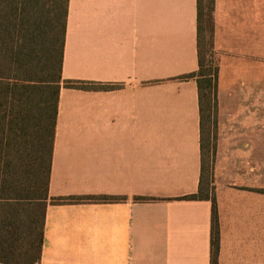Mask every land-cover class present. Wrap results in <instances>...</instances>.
<instances>
[{
    "label": "crops",
    "instance_id": "obj_1",
    "mask_svg": "<svg viewBox=\"0 0 264 264\" xmlns=\"http://www.w3.org/2000/svg\"><path fill=\"white\" fill-rule=\"evenodd\" d=\"M214 18L216 264H264V0ZM198 71V0H69L40 264H213Z\"/></svg>",
    "mask_w": 264,
    "mask_h": 264
},
{
    "label": "trees",
    "instance_id": "obj_2",
    "mask_svg": "<svg viewBox=\"0 0 264 264\" xmlns=\"http://www.w3.org/2000/svg\"><path fill=\"white\" fill-rule=\"evenodd\" d=\"M214 12L215 0H198L199 71L183 78L197 80L203 130L200 191L185 199L213 202L216 264V202L202 196L211 176L206 155L217 148L215 131L212 142L208 128L209 123L217 128L219 111ZM68 15L69 0H0V264L41 262ZM106 200L89 197L59 202Z\"/></svg>",
    "mask_w": 264,
    "mask_h": 264
},
{
    "label": "rangeland",
    "instance_id": "obj_3",
    "mask_svg": "<svg viewBox=\"0 0 264 264\" xmlns=\"http://www.w3.org/2000/svg\"><path fill=\"white\" fill-rule=\"evenodd\" d=\"M217 122H218V120H217ZM208 128L211 129V136H210V134H208V135L210 136V140L212 141V138H214L215 134L217 133V130H216L217 128H214V127L212 128L211 123H209ZM213 131H215V134H213ZM207 138H208V141H210L209 137H207ZM216 160H217V148H216V151L214 154L211 152H208L206 155V162H207V164H209V171L211 173V176L209 177V180L207 181V183L205 185L204 194L202 195L204 197L209 196L210 198H214V196H215V185H214L215 178H214V175H215Z\"/></svg>",
    "mask_w": 264,
    "mask_h": 264
}]
</instances>
